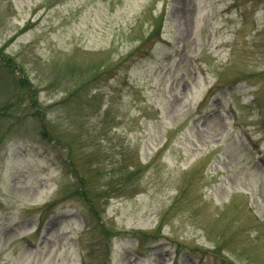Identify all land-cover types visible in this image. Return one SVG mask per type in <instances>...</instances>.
Instances as JSON below:
<instances>
[{
  "label": "rangeland",
  "instance_id": "1",
  "mask_svg": "<svg viewBox=\"0 0 264 264\" xmlns=\"http://www.w3.org/2000/svg\"><path fill=\"white\" fill-rule=\"evenodd\" d=\"M0 264H264V0H0Z\"/></svg>",
  "mask_w": 264,
  "mask_h": 264
},
{
  "label": "trees",
  "instance_id": "2",
  "mask_svg": "<svg viewBox=\"0 0 264 264\" xmlns=\"http://www.w3.org/2000/svg\"><path fill=\"white\" fill-rule=\"evenodd\" d=\"M160 26H162V22L160 24ZM29 27V25H26V29ZM5 62L7 63V67L12 68V64L13 61L12 59H5ZM15 71V70H14ZM36 98V97H35ZM38 113H40V110L38 111ZM45 138H47L46 133H44ZM54 141V140H53ZM71 163V162H70ZM66 167H70V169H72L73 172V176L74 179L76 181V187H75V195H78L80 198H82V200H84L86 202V205L88 206L89 210L95 211V199L93 198V195L90 193H87L86 187H85V177L82 176L73 166L72 164L70 165H66ZM96 197V196H95Z\"/></svg>",
  "mask_w": 264,
  "mask_h": 264
}]
</instances>
